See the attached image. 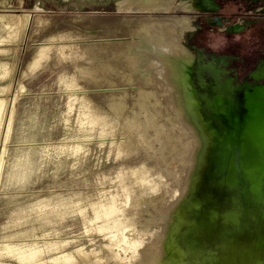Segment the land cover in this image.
Wrapping results in <instances>:
<instances>
[{
  "label": "rangeland",
  "instance_id": "374dc122",
  "mask_svg": "<svg viewBox=\"0 0 264 264\" xmlns=\"http://www.w3.org/2000/svg\"><path fill=\"white\" fill-rule=\"evenodd\" d=\"M161 1L167 9L126 11L127 0H0V10H27L17 24L6 18L8 12H0V92L10 81L6 71L16 46L9 43H54L43 48L33 72L20 75L27 79L26 89L40 94L42 102L34 101L38 97L23 102L15 137L50 144L35 153L33 161L29 156L28 163L21 164L35 176L7 184L18 192L0 189V264H113L117 248L126 249L118 251L126 258L132 255L135 237L127 231L124 238L123 228L148 226L152 231L155 224L163 226L160 206H136L146 194L165 192L166 197L170 192L168 183H158L159 144L149 128L152 108L123 82L112 54L114 43L136 40L132 30L137 20L175 21L173 0ZM32 14L42 17L28 26L27 15ZM180 26L174 39L181 36ZM248 37L245 33L226 39L215 32L204 44L215 52L223 50L226 41L240 40L238 50L244 53L254 45ZM134 50L144 51L140 46ZM27 54L20 52L16 66L28 60ZM121 117L133 125L132 143L124 148L114 140L123 136Z\"/></svg>",
  "mask_w": 264,
  "mask_h": 264
},
{
  "label": "water",
  "instance_id": "95a60500",
  "mask_svg": "<svg viewBox=\"0 0 264 264\" xmlns=\"http://www.w3.org/2000/svg\"><path fill=\"white\" fill-rule=\"evenodd\" d=\"M174 43L161 75L194 143L154 264H264L263 72L239 81L226 57Z\"/></svg>",
  "mask_w": 264,
  "mask_h": 264
},
{
  "label": "bare ground",
  "instance_id": "6f19581e",
  "mask_svg": "<svg viewBox=\"0 0 264 264\" xmlns=\"http://www.w3.org/2000/svg\"><path fill=\"white\" fill-rule=\"evenodd\" d=\"M125 9L126 11L132 9L156 11L167 9V5L161 0H127ZM144 27L147 28V31L144 30ZM176 30V22L172 20L166 23H158L156 21L155 24H151L148 21L142 24L141 21L137 20L132 30V32L137 34L135 41L128 44L125 40H123L124 42L121 41V43L115 41L116 43L113 44L112 42L114 51L112 54H114L113 57L115 56L116 66L118 65L121 68L123 82L127 86L134 88L133 90L139 94L142 102H147L152 108L153 115L150 118L149 128L154 132L159 144V150H155L157 161L161 163L160 169L158 168V183L165 182L170 186V192L166 197H163L165 192L159 195L146 194L143 197H139L136 206L138 207L145 203L147 205H158L160 206L159 211L161 213H166L167 209L183 192L184 181L190 164V154L194 143L192 133L182 122L180 114H177L174 108L171 101L170 89L166 86L161 75L162 69L159 56L170 52L175 47V39L172 34ZM142 31L146 32L144 33V37L141 36ZM136 46H140L144 51H135ZM117 106L118 104L115 103V109ZM10 117L11 112H7L6 101H0V174L9 134ZM120 122L123 124V127H121L123 136L116 137L114 140L118 147L122 146L124 148L126 145L132 143L131 139L133 137L129 136V132L131 134L133 125L127 122L124 117L120 118ZM139 135H142L140 131ZM172 165H175V167ZM153 188L154 190L157 189V184ZM161 190L164 191L162 188ZM158 206L156 207L158 208ZM162 207L164 209H161ZM127 231L132 232L135 237L131 258H126V255L122 254V256L118 253V251H122L123 253L126 249L117 248V257L114 258V263L154 264L153 257L157 254L163 226L155 224V229L152 231L148 226H128L120 232L124 238H126L125 233Z\"/></svg>",
  "mask_w": 264,
  "mask_h": 264
},
{
  "label": "flooded vegetation",
  "instance_id": "af4514ba",
  "mask_svg": "<svg viewBox=\"0 0 264 264\" xmlns=\"http://www.w3.org/2000/svg\"><path fill=\"white\" fill-rule=\"evenodd\" d=\"M211 2L210 5L204 0H173L177 28L181 24L184 26L180 36L182 42L186 46L209 50L204 44L208 34L217 32L232 39L247 33L248 40L254 41L247 52L241 53L238 50L240 40L233 39L232 42L226 41L224 49L215 53L226 57L227 66L223 68L228 71V76L243 81L252 79L251 73L262 71L264 78V0ZM233 28L241 30L231 33Z\"/></svg>",
  "mask_w": 264,
  "mask_h": 264
},
{
  "label": "crops",
  "instance_id": "0c3cea01",
  "mask_svg": "<svg viewBox=\"0 0 264 264\" xmlns=\"http://www.w3.org/2000/svg\"><path fill=\"white\" fill-rule=\"evenodd\" d=\"M35 10L38 11L37 9H34V11ZM25 11L27 10L24 9L0 10V12H8L5 14V16H7L6 18L13 21L15 24H17L18 16ZM38 12H44V11L43 9H41ZM46 13H52V12L46 11ZM27 17H28L27 21L29 26L32 20L36 19L35 17H42V16L41 14L40 15L32 14L31 16L27 15ZM14 29L15 27L10 30L11 35L15 32ZM26 29L28 31L29 27H27ZM10 44L16 46L15 50L12 51L14 53L12 54V58L10 59L11 61V63H9L10 68L8 69V71H6V74L10 78V81L0 92V100L6 101L7 112H10V109H12V117H11L12 120L10 119V128L6 143L7 148L5 150L6 153L4 155V160L0 175V189L7 188L6 192L9 194L18 192L16 189H14V187L12 188L11 185H7L9 182L14 183L17 182L18 179H26L27 177H29V174L30 176L36 175V173L35 174L29 173L28 170H26L28 168H26L25 166H23L24 168H22V165L28 163L27 161L29 160L28 159L29 156L33 161L35 159V153L46 150V148H48V145L50 144L49 142H45L46 140L44 139L28 138V139L19 140L15 137V134L17 129V120L20 115L18 113L20 111V107H22L23 102L25 100H31L32 98L35 97H38L39 99H34V101L39 100V102H42V99H40L42 98L40 97L41 96L40 94L30 93L26 89L28 87L26 83L27 79L20 78V75L23 73L29 74V72L30 73L33 72L36 68V64L39 61L42 51H44L43 48L54 46L53 42L41 44V46H38L37 44H32L28 41L21 43V40H19L18 42H15L13 40V42L9 43L8 45ZM17 47L18 48L21 47L20 50L22 52L28 53L27 54L28 60L22 66H20L19 64L16 66L15 64L17 56L21 52ZM5 50H11V49L5 48ZM23 158H27V159H23ZM37 158H38L37 161L43 160L42 157H40L39 155L37 156ZM32 185H33L32 191L34 193L36 192L34 190L37 189V186L34 185V181Z\"/></svg>",
  "mask_w": 264,
  "mask_h": 264
}]
</instances>
